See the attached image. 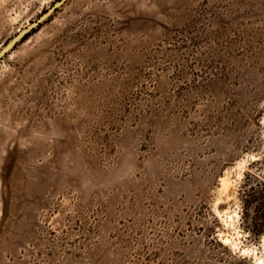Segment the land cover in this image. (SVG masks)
<instances>
[{"label": "rangeland", "instance_id": "rangeland-1", "mask_svg": "<svg viewBox=\"0 0 264 264\" xmlns=\"http://www.w3.org/2000/svg\"><path fill=\"white\" fill-rule=\"evenodd\" d=\"M60 1L0 0V53ZM40 26L0 60V264H264V0Z\"/></svg>", "mask_w": 264, "mask_h": 264}, {"label": "water", "instance_id": "water-1", "mask_svg": "<svg viewBox=\"0 0 264 264\" xmlns=\"http://www.w3.org/2000/svg\"><path fill=\"white\" fill-rule=\"evenodd\" d=\"M67 0H62L58 2L52 9H50L47 13H45L37 22L33 23L31 26H29L27 29H25L23 32H21L17 37H15L0 53V60L4 58L8 53H10L15 46L23 41V39L32 33L36 28L40 27L43 23H45L49 18L52 17V15L61 8Z\"/></svg>", "mask_w": 264, "mask_h": 264}, {"label": "trees", "instance_id": "trees-1", "mask_svg": "<svg viewBox=\"0 0 264 264\" xmlns=\"http://www.w3.org/2000/svg\"><path fill=\"white\" fill-rule=\"evenodd\" d=\"M40 27H41V26H40ZM40 27H39V28H40ZM35 31H36V30H35ZM35 31H33L31 34L27 35V36L23 39L22 42H25L26 40H28V38H30V36H31ZM262 207H264V203L262 204Z\"/></svg>", "mask_w": 264, "mask_h": 264}]
</instances>
